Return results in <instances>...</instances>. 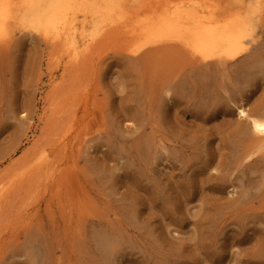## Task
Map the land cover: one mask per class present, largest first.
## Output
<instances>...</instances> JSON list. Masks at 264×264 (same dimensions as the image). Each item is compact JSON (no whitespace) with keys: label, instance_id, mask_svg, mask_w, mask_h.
<instances>
[{"label":"rangeland","instance_id":"374dc122","mask_svg":"<svg viewBox=\"0 0 264 264\" xmlns=\"http://www.w3.org/2000/svg\"><path fill=\"white\" fill-rule=\"evenodd\" d=\"M248 1L132 0L71 66L34 31L0 42V187L32 151L51 160L0 190V264H264V148L238 113L264 119V0L233 55L129 32L157 8Z\"/></svg>","mask_w":264,"mask_h":264},{"label":"bare ground","instance_id":"6f19581e","mask_svg":"<svg viewBox=\"0 0 264 264\" xmlns=\"http://www.w3.org/2000/svg\"><path fill=\"white\" fill-rule=\"evenodd\" d=\"M130 1L132 0H0V42H8L12 32L17 28L31 30L42 38L49 40V43L52 42L54 45L60 46L58 49H62L61 52L67 57L70 66L71 63L78 62L77 64H79L80 60H84V57L88 56L89 51H91V49L93 50L94 44L97 43L102 36H105V32L108 34L106 29L110 28V31L114 29L109 27V25L115 26V28L117 27L116 31H120L121 29L119 30L116 25H123L121 22L127 19V16H129V22L130 16L135 12H133L134 8L131 11L130 7L127 6ZM134 1H137V5L139 0ZM252 1L253 0H249L247 3L245 2V4L251 6V9H248L246 13L243 15L239 13L234 17L232 13L229 18L219 16L215 10H213V12L210 11L209 14H203L201 10L195 8L196 6H192L195 8L193 11L191 7H188L189 5H170L163 7V9L161 8V10L157 8L154 12L149 14L150 16L147 15L140 18L137 24H134V28H129V32L133 33L135 36H144L143 38H146V40L152 44L165 42L168 45H172L178 42L186 48L191 49L196 54L203 56L209 54L219 56L233 55L234 50L241 43V40L251 35L253 24L249 14L252 11V6L260 7L262 3L261 0ZM156 3L159 4L160 2ZM147 7L148 6L145 8ZM137 8L138 7H136V9ZM233 10L235 9L233 8ZM121 25L119 27H121ZM130 26H132V23ZM125 27L127 28L128 25H125ZM109 34H111V32H109ZM165 43L164 45H157H162L161 48L163 47L165 49L166 47L167 50H170L173 46V48L176 49V45L171 47L169 45L170 48H167ZM136 50L138 49H133V52ZM238 113L242 117H247L249 119L251 132L254 134L252 137H255L254 139L258 141V144L264 148V119L248 115L249 113L244 108H239ZM149 138L151 139L152 137ZM154 145L155 143L152 146L155 147ZM145 147L146 146H144V148ZM149 148H151L150 145ZM146 149L148 150V147H146ZM149 153L147 152L146 156ZM31 154L30 157H26L27 163H24V168H20L23 170L20 174H16L13 178L15 175L13 173L14 175L10 178L12 180L9 179L10 183H5V181L2 183L4 185L1 184L0 190L3 194L8 193V189L12 186V183L18 182L23 177L25 180L26 176H30L27 177L30 179L35 174L37 175V173L39 174V172L43 171L46 166L48 169V154H45L44 151L40 152L38 149L35 153L32 151ZM149 155L151 156V154ZM154 156L155 157L152 156V159L154 158L153 161L156 158V154ZM145 158L146 157H144V159ZM148 159L151 160L150 157H148ZM49 161H51L50 158ZM146 162L150 163L149 161ZM17 169L19 170V168ZM44 176L42 174V177ZM32 180L33 179L30 181ZM157 190L158 189H156V191ZM9 192H11V189Z\"/></svg>","mask_w":264,"mask_h":264}]
</instances>
